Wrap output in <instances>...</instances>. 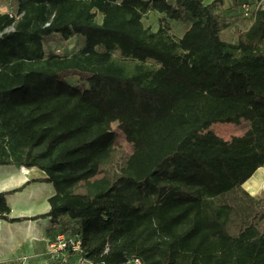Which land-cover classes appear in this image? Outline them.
Segmentation results:
<instances>
[{
	"label": "trees",
	"instance_id": "1",
	"mask_svg": "<svg viewBox=\"0 0 264 264\" xmlns=\"http://www.w3.org/2000/svg\"><path fill=\"white\" fill-rule=\"evenodd\" d=\"M225 1L19 0L18 18L0 12V166L38 168L55 189L32 219L11 217L21 189L0 193V220L49 219L52 241H80L91 264H264V213L243 188L264 168V11L245 17L255 2L243 3L253 23L226 42ZM151 11L189 29L152 31ZM54 36L84 46L47 55ZM116 51L140 63L127 69ZM249 114L231 141L210 131ZM117 121L133 152L96 179Z\"/></svg>",
	"mask_w": 264,
	"mask_h": 264
},
{
	"label": "crops",
	"instance_id": "2",
	"mask_svg": "<svg viewBox=\"0 0 264 264\" xmlns=\"http://www.w3.org/2000/svg\"><path fill=\"white\" fill-rule=\"evenodd\" d=\"M212 1L204 0L206 4H210ZM255 1L251 0V2ZM245 2H250V0H235L236 5L224 8L220 12L224 15L227 14L231 19L238 14L240 15V10L237 7L239 5L241 9ZM0 12L11 15L13 8L7 5L4 0H0ZM235 23L236 21L233 22V24ZM243 23L246 24V30L243 31L245 32L253 22L243 19ZM23 168L25 167L18 165L0 166V193L21 189L19 192L7 196V202L11 208V217L32 219L50 211L49 199L54 196L55 189L52 184L41 182L42 179L46 178V175L38 168H28L33 169L32 176H27L23 172ZM260 169H262V173L259 172L261 173L259 182L262 181L263 186L264 168ZM260 184L258 190L261 187ZM243 188L251 196L255 195L248 191L246 183ZM50 227L49 219L23 220L16 223L0 220V264H58V262L68 264L70 261H75L74 264H76L77 259L70 255L65 253L52 255L50 253L49 245L53 240L48 231ZM24 258L29 260L25 261Z\"/></svg>",
	"mask_w": 264,
	"mask_h": 264
},
{
	"label": "rangeland",
	"instance_id": "3",
	"mask_svg": "<svg viewBox=\"0 0 264 264\" xmlns=\"http://www.w3.org/2000/svg\"><path fill=\"white\" fill-rule=\"evenodd\" d=\"M171 1L172 0H170V2ZM4 2H6L7 5L13 8V12H11V15L15 18H18L19 15H18L17 6L19 4V0H4ZM234 4H235V0H226L224 6L222 7V9L220 8V10L223 11L224 8L233 7ZM237 8L238 10H240V13H242L239 5ZM163 18H164L163 14H159L156 11H151L145 15L143 19V23L146 28H149L152 31H157L160 25H162L163 23L167 24L169 26V32H168L169 35L172 36L176 40L183 37L185 32L189 29L188 24H182V23L175 22V21L164 22ZM243 19L244 17L242 16V14L236 15V17H232L230 19V23L232 22L233 24L234 21H236V23L233 25L231 24L228 29L222 32L221 34L222 40L226 42H230V43L237 41L239 37V33L246 30V24L243 23ZM102 20H103V15H98L97 21L101 23ZM45 46H46L45 51L47 55L58 54V55H63V56H71L81 50V48L84 46V40L80 36L73 37L69 40H64L60 36H54L46 41ZM101 51H103V49H101ZM112 56L115 61L122 64L127 69H133L135 65H138L140 63L132 59L124 58L117 51L113 52ZM145 65L147 67H152L153 69L159 68L158 65H156L154 62H151V61L147 62ZM68 80H69V83L74 86L82 87L85 85L84 78L78 75L70 76ZM253 118H254L253 114L247 115L242 120L240 125L218 123V124L213 125L210 128V131L214 132L216 135H218L219 137L223 138L226 141H231L233 137L242 136L246 133V131L250 128V124ZM120 124L121 122L119 121L112 124V130L115 134V139L112 145L111 160L105 166H103L102 172L97 176L96 179H102L106 175L107 176L113 175L115 172H117L120 169V167L125 163V161L129 157V155H131L133 152V146L126 141L123 132L119 128ZM259 172L262 173V169H259L254 174V176L259 174L257 178H260L261 173ZM260 186L261 187L259 188L258 193L255 194L253 197L256 200L260 201L261 205L259 207V210L260 208H262V213H264V209H263L264 207V182L262 186V181H261ZM88 189H89V186L85 185L84 187L82 186L78 188L77 191L86 192V190ZM72 223L73 222H71L70 224ZM24 260L28 261L29 259L24 258ZM74 262L75 261H70L68 264H74ZM58 264H66V263L58 262Z\"/></svg>",
	"mask_w": 264,
	"mask_h": 264
},
{
	"label": "built area",
	"instance_id": "4",
	"mask_svg": "<svg viewBox=\"0 0 264 264\" xmlns=\"http://www.w3.org/2000/svg\"><path fill=\"white\" fill-rule=\"evenodd\" d=\"M255 10L264 11V0H256L253 7H251V5H244V16L250 17L251 13ZM10 16L13 17L12 15ZM49 250L52 255L65 253L66 255H70L76 258V264H91L83 256L81 242L65 235H60L54 241H51L49 245ZM131 264H143V262L139 258H134L132 259Z\"/></svg>",
	"mask_w": 264,
	"mask_h": 264
},
{
	"label": "bare ground",
	"instance_id": "5",
	"mask_svg": "<svg viewBox=\"0 0 264 264\" xmlns=\"http://www.w3.org/2000/svg\"><path fill=\"white\" fill-rule=\"evenodd\" d=\"M22 170L27 176L33 175V169L23 168ZM258 175L259 174L246 182L248 191H250L253 195L258 193V185L261 183L259 182V178H257Z\"/></svg>",
	"mask_w": 264,
	"mask_h": 264
}]
</instances>
